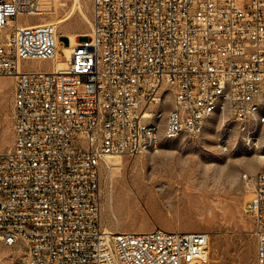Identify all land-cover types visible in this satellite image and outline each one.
<instances>
[{
  "label": "built area",
  "instance_id": "obj_1",
  "mask_svg": "<svg viewBox=\"0 0 264 264\" xmlns=\"http://www.w3.org/2000/svg\"><path fill=\"white\" fill-rule=\"evenodd\" d=\"M42 1L0 0V31L10 27L0 75L14 78L0 239L24 244L25 264H209L206 231L104 227L100 167L107 156L156 151L162 138L198 135L211 108L264 121V0H78L91 4V29L68 46L56 24L23 20L51 12ZM33 60L53 67L27 68ZM243 180L264 264V174Z\"/></svg>",
  "mask_w": 264,
  "mask_h": 264
},
{
  "label": "rangeland",
  "instance_id": "obj_2",
  "mask_svg": "<svg viewBox=\"0 0 264 264\" xmlns=\"http://www.w3.org/2000/svg\"><path fill=\"white\" fill-rule=\"evenodd\" d=\"M61 1L43 0L42 6H55V12L23 20L58 24L60 42L68 46V33H89L92 7L78 0H64L66 6ZM9 30L0 31V38ZM26 66L50 70L53 62L33 60ZM13 95L14 78L0 75L3 149L14 143ZM260 103L264 117V83ZM111 158L121 159L123 165H110ZM259 172H264V121L253 117L241 121L228 111L217 113L198 135L162 138L156 151L136 156H107L100 167L102 224L112 231H147L156 226L206 231L210 234L209 264H256L257 238L253 219L245 211L252 186L243 175L253 178ZM138 176L147 185L144 190L135 182ZM26 253L23 243L7 245L0 239V264H25Z\"/></svg>",
  "mask_w": 264,
  "mask_h": 264
},
{
  "label": "bare ground",
  "instance_id": "obj_3",
  "mask_svg": "<svg viewBox=\"0 0 264 264\" xmlns=\"http://www.w3.org/2000/svg\"><path fill=\"white\" fill-rule=\"evenodd\" d=\"M61 1V0H60ZM62 3H61V5H65L66 4V2L64 1V0H62L61 1ZM67 5V4H66ZM65 5V6H66ZM52 11V13H54L55 12V6H53V7H51L50 8ZM78 11L81 13V14H85L84 13V10H83V8L81 7V6H78ZM88 22H90V19L89 20H87ZM57 23H60V24H62V26H65L66 24H65V20H59ZM56 24V23H55ZM57 26H58V24H56ZM59 27V26H58ZM69 35H70V37H71V40H72V43L74 44V43H78L79 41H76L75 40V34L73 33V34H70V33H68ZM85 35H88V33L87 32H82L81 34H80V36H85ZM63 65H64V62L63 61H61V60H58L56 63H55V67L56 68H62L63 67ZM216 104H223V97H216ZM256 112H260V104L259 105H256ZM217 113H219V108H211L210 109V111H209V113H207V121H208V119L211 117V116H213V115H215V114H217ZM205 125H206V123H203V125L201 126V132H202V130L204 129V127H205ZM157 133H158V137H165L166 136V127L165 126H157ZM169 138H175V137H168V139ZM160 143H161V141H159V145H160ZM112 159V158H111ZM110 165H113V166H121V165H123V161L121 160V159H119V158H116V159H112L111 161L110 160H108L107 161ZM108 164V165H109ZM263 174H264V172H263ZM135 182L137 183V185H138V187L141 189V190H144L145 188H147V185L143 182V180L138 176L137 178H136V180H135Z\"/></svg>",
  "mask_w": 264,
  "mask_h": 264
},
{
  "label": "crops",
  "instance_id": "obj_4",
  "mask_svg": "<svg viewBox=\"0 0 264 264\" xmlns=\"http://www.w3.org/2000/svg\"><path fill=\"white\" fill-rule=\"evenodd\" d=\"M86 29V28H85ZM75 33V40L76 41H79V37H80V34L82 33V31H77V33L76 32H74ZM61 35H62V33H61ZM60 35V36H61ZM67 36H68V38H69V34H67ZM156 227H160V226H156ZM161 228H163V227H161ZM164 229H166V228H164ZM170 230H176V229H170Z\"/></svg>",
  "mask_w": 264,
  "mask_h": 264
}]
</instances>
